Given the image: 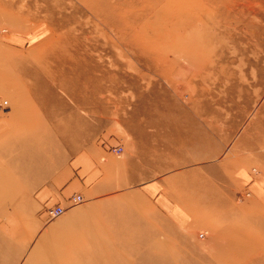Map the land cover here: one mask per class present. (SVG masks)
Segmentation results:
<instances>
[{"label": "rangeland", "instance_id": "1", "mask_svg": "<svg viewBox=\"0 0 264 264\" xmlns=\"http://www.w3.org/2000/svg\"><path fill=\"white\" fill-rule=\"evenodd\" d=\"M8 1H0L1 53L39 58L42 51L50 49L44 45L65 34L81 37L89 47L101 46L94 50L96 53L93 51L97 55L91 63L101 65V70L95 73V78L105 87L97 95L100 105H80L75 97L55 89L66 101L64 114L68 116L74 111L83 120H75L76 132L82 133L79 138L72 136L75 149L95 142L119 143L123 152L114 151L118 146L110 151L130 154L145 162L149 170L140 183L160 181L158 198L169 197L172 201L158 203L149 192L131 185L110 190L109 197L95 202L74 194L67 199L73 208L97 206L87 231L81 228L83 224L77 223L76 231L64 234L62 228L72 226L69 222L74 217L75 221L83 220V211H77L71 221L65 222L69 210L62 204L53 207L41 203L33 205L32 211L25 210L24 193L32 200L37 189L27 182L28 173L16 182V188L22 191L14 207L9 208L7 215L0 216L3 238L22 251L15 255L17 264H26L28 257L34 255L43 258L44 253L56 257L61 264H77L84 257H80L79 244L74 239L87 236L92 244L89 255L98 260L97 264H143L146 253L139 254V232L150 234L153 245L155 240L162 242L164 251L186 244L194 245L199 254L209 255L227 245L221 230L228 224L254 211L264 215V0H174L179 4L173 0H106L104 8L96 0H20L16 4ZM94 2L97 9L93 14L90 3ZM48 3L56 5L55 15L59 20L66 19L55 33L42 21ZM114 13L121 21L116 27ZM40 31L41 39L31 43V37ZM133 33L143 37L132 39ZM8 34L19 37L17 47L8 48L5 39ZM125 34L130 35L128 39L126 36L118 42ZM145 36L148 41L153 40L152 45L146 44L150 53L138 54L139 51L129 47L132 53L128 51L126 58L117 61L112 57L113 50L127 52L126 40L135 48L144 46ZM112 39L116 41L113 47ZM106 42L109 43L102 47ZM41 47L44 50H39ZM125 62L131 66H125ZM70 77L79 78L80 86L84 85L83 75ZM3 85L7 96L0 84V112L6 116L12 114L7 122L16 129L7 133L5 140V136L0 138V148L8 152L12 139L24 135L31 127L14 123L40 117L29 112V108L36 110V98H22L16 95L21 93L20 87L15 93L14 84ZM14 102L18 105L16 111ZM167 108L178 112L169 114ZM140 110L144 111L136 112ZM38 113L46 120L45 110ZM54 124V121L46 123L52 133L57 129ZM72 129L69 127L68 137L73 134ZM203 131H207L210 139L205 137L206 133L202 136ZM215 143H220L221 152L213 148ZM194 153L197 158H193ZM184 156L189 157L187 162L183 161ZM3 157L0 162L10 161L9 156ZM248 161L250 176L241 179L237 170H242ZM75 195H81L83 202L73 201ZM218 196L227 201L220 209L225 214L223 218L208 205L203 215L197 216L209 197L215 200ZM167 203L173 205L171 213L164 210ZM58 206H63L65 211L51 215V210ZM259 213L258 221L262 220ZM255 221L250 218L248 223ZM231 230L237 232L239 226ZM175 259L158 261L176 263ZM258 264H264V256Z\"/></svg>", "mask_w": 264, "mask_h": 264}, {"label": "bare ground", "instance_id": "2", "mask_svg": "<svg viewBox=\"0 0 264 264\" xmlns=\"http://www.w3.org/2000/svg\"><path fill=\"white\" fill-rule=\"evenodd\" d=\"M96 1L100 3L103 8L105 7L103 6V3H105L106 0ZM19 2L20 0L8 1L10 4H16ZM172 2L179 4V1L173 0ZM90 5V13H96V3H90ZM45 8L46 16L42 21L48 23L55 33L56 30H58L56 28L59 27L60 24H64L63 22L66 19L59 20V18L56 17L55 12L57 8L55 4L48 3ZM106 10L108 12L107 8ZM105 14L108 15V13ZM172 14L176 17L175 13ZM109 17L110 19H113L114 16L113 14H110ZM117 18L118 16L115 15V22H113V26L115 27L119 26L121 23V21H119ZM126 36L128 39L130 35L125 34V36H123L121 39L118 38L117 41L121 43L122 40H125ZM142 37L143 35L138 33H133L130 36L132 39H140ZM39 39H41V31L40 33H37L35 37H31L30 41L31 43H34ZM143 39L145 41V45H138L136 48L132 46L131 42L126 40L124 44L128 45L127 48L125 47L127 52L123 54L116 49L113 50L115 52H113L112 57L115 60L126 58L128 51L129 53H132L130 48L136 50L137 52L139 51L138 54L150 53L149 49L146 48V44L150 43L151 41H148L146 36ZM111 42L113 43L111 45L113 47L116 41L112 39ZM108 43L109 42H106V44H104L102 47ZM152 43L153 40L151 45ZM44 46H49L50 49H48V52L46 50L45 52L42 51V54H40L41 56L39 58H35V55L21 58L20 54L18 55L15 52H0V58H6L5 60L0 59V69H2V71H0V83L6 85L10 83L14 84V86H16L15 93L20 87L21 93L16 95H22V98H36V110L33 111V108H29V112L32 114L35 112L40 117L35 119V121L27 120L25 118L27 121L14 123L16 126L30 125L31 127L27 129L25 128L26 131H24V135H16L12 139L13 143L10 144L8 152L5 150L2 151L0 148V157L4 158L3 156H9L10 158L8 163L5 161L0 162V216L7 215L9 213V208L14 207L16 203L15 199L22 191L20 188H16L17 180L22 181V179H24L28 173H32L37 168H43L47 164L48 160L54 159V152L52 154V151L55 135L58 134L62 141H65L68 138V129L70 127L73 128V137L79 138L82 136V133L80 131L76 132V128L74 127L77 125L75 120L81 122H83V120L77 115V113H74L73 110H71L73 112H69L70 114H68V116L64 114L65 107H67L66 101L55 93V89L59 88L66 94L68 93L69 95L75 97L80 105H100L102 103L101 100L98 99L97 95L103 91L105 87L102 85V83L98 82V78H95V73L97 70H101V65L97 63L91 64L94 59H96L95 57L97 55H94L93 51L98 49V47H101L100 45L95 44V46L89 47V45L83 43L81 37L71 38L65 34L61 36L60 39H53L50 43ZM70 48L73 49L70 50ZM42 49L43 48L41 47L39 50ZM94 52L96 53V51ZM9 62L11 65L8 64ZM128 65L131 66L130 63H126L125 66L128 67ZM71 75H74V77L77 78L83 75L82 84L84 85L80 86L79 78L76 80L70 77ZM49 80L50 82H48ZM76 81L78 82L77 84ZM173 109L174 108H167L168 113L170 114L172 111L174 113L178 112V109ZM44 110L48 114L46 120H43L41 118V114L38 113L39 111ZM142 111L144 110L136 112L139 113ZM150 114L152 115V113ZM53 121L55 122V128H57L54 133H52L46 127V123H51ZM12 122H14V120H12ZM259 126L261 127V125ZM28 131L29 133L26 134ZM30 133L33 134V137L29 136ZM202 133V136H205L206 133L207 136L205 137L210 139L208 137L207 131H203ZM217 136L220 137L219 135ZM219 144L215 143V147L213 146V148L218 152H221L219 151ZM201 149L202 150L200 153L203 154L204 149ZM188 158L184 156L183 161L187 162ZM193 158H197V153H194ZM7 176L10 177V179H8ZM211 199L212 198L209 197L204 202V206H201V210H198L197 216L203 215L202 212L208 205L207 207L212 209L214 208L216 209V212H219L218 217L223 218L225 214L220 209L223 208L224 205H227V201L222 196H218L215 200ZM259 212L260 211H258V213ZM258 213L257 211H254L249 216H241V218H237L234 222L228 224L225 229H222L221 237H223V240L226 241L227 245L222 247L220 251H217L218 253L209 255L199 254L194 245L187 246L186 244L185 246L176 245V249L171 250L170 248H167V251H164L162 242H157L155 240V244L153 245V242H150L149 239L151 238L150 234L139 232V243L137 244L140 247L139 254L143 256L146 253V255L142 257V262L143 264H258L263 260L264 256V215L260 212L259 215H261L260 217L262 220L258 221ZM250 218L252 220L256 219L255 224L248 223ZM236 225L239 226V231L234 232L231 229ZM3 237L5 236H3L0 232V239H3L4 242H0V264H17V257L15 255L17 253L20 254L22 252L21 249H15L11 246L8 240ZM250 238L254 241H251ZM74 241L79 244V248L77 249L81 254L80 257H84L83 261H77V264L98 263V260L93 259L92 255H89L90 252L88 248H91L92 246L90 237H77L74 239ZM80 242L83 245H80ZM151 245L153 246L150 250L149 248ZM39 253L37 252V254ZM253 253H257V255L253 256ZM87 254L88 257L86 258ZM13 255V260L6 259L7 257ZM43 255V258L38 255L28 257L26 264H61L59 260L56 261V257L47 256L45 253ZM172 257L176 258V263H161L158 261L164 258L167 259ZM71 264H75V262H71Z\"/></svg>", "mask_w": 264, "mask_h": 264}, {"label": "crops", "instance_id": "3", "mask_svg": "<svg viewBox=\"0 0 264 264\" xmlns=\"http://www.w3.org/2000/svg\"><path fill=\"white\" fill-rule=\"evenodd\" d=\"M16 34H8L6 36V42L9 46V49H13L19 45V37L13 36ZM25 36L24 38H26ZM23 38V37H22ZM4 43V42H3ZM5 44V43H4ZM5 44V45H7ZM11 45V46H10ZM1 84V83H0ZM3 91L5 92V87ZM5 95L7 96L6 92ZM12 99V96H9ZM29 99V98H26ZM25 99V101H26ZM14 101V100H13ZM28 103V102H27ZM15 111L18 109L17 103H15ZM14 111V112H15ZM13 112V114H14ZM12 115V114H11ZM9 115V116H11ZM4 114L0 112V138L4 137L6 139V134L11 131H16V129L11 128L10 123L8 124L7 118ZM58 135V134H57ZM54 136V159L48 160L47 164L40 169V171H33L27 176V182H31V186L36 187L33 195L35 197L26 198V192L24 204L27 205L25 210H33V205L46 203L47 205H63L66 209L69 210L66 218V221H71L77 211L82 210L83 215H85L83 220H74L69 224L72 226L62 228L63 233H73L77 229V223H81L82 227H85V230L88 228L91 217H94L93 212L97 205L90 204L86 206H81L78 208H73L68 203L67 199H70L74 194H82L84 197H87V200L92 202L100 200V198L109 197L108 192L110 190H115V188L129 187V185L141 190L143 192H149L148 195H152L155 198L156 202H172L169 197L164 198L161 196L158 198V188L162 184L160 181L148 182L145 184L140 183V181L146 177L148 174L147 164L141 162L133 155L128 154H113L110 149L118 146L119 143L113 142L109 144H95L92 143L88 146L80 147L77 151L74 146L73 137L70 134L66 141H62L60 136ZM1 140V139H0ZM250 162L244 164V168L237 170L241 173L239 176L241 179H246L250 176ZM118 183V184H117ZM128 183V184H127ZM135 184V185H134ZM22 185V183H21ZM24 185H22L23 187ZM264 196V194H262ZM35 198V200H34ZM31 204V206L29 205ZM99 206V205H98ZM173 205L165 207L166 212H170ZM173 212V211H172ZM58 225V224H57ZM79 225V224H78ZM92 228H90L91 230ZM58 232L60 228L57 229ZM87 231V230H86Z\"/></svg>", "mask_w": 264, "mask_h": 264}, {"label": "built area", "instance_id": "4", "mask_svg": "<svg viewBox=\"0 0 264 264\" xmlns=\"http://www.w3.org/2000/svg\"><path fill=\"white\" fill-rule=\"evenodd\" d=\"M5 103L7 104V102H5ZM114 151L117 153L123 152V146L121 145V146L114 148ZM73 201L83 202V197L81 195H75L73 197ZM64 211H65V209L63 206H58V207H56V209L51 210L50 213H51V215L56 216V215L62 214Z\"/></svg>", "mask_w": 264, "mask_h": 264}]
</instances>
